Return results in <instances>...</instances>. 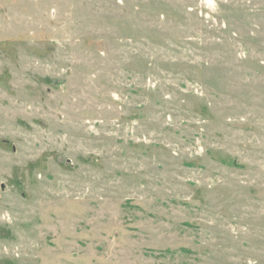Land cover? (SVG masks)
Instances as JSON below:
<instances>
[{"label": "rangeland", "instance_id": "rangeland-1", "mask_svg": "<svg viewBox=\"0 0 264 264\" xmlns=\"http://www.w3.org/2000/svg\"><path fill=\"white\" fill-rule=\"evenodd\" d=\"M0 264H264V0H0Z\"/></svg>", "mask_w": 264, "mask_h": 264}]
</instances>
